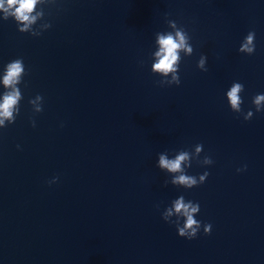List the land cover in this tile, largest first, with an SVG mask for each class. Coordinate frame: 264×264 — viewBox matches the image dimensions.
Returning <instances> with one entry per match:
<instances>
[{
    "label": "clouds",
    "instance_id": "clouds-1",
    "mask_svg": "<svg viewBox=\"0 0 264 264\" xmlns=\"http://www.w3.org/2000/svg\"><path fill=\"white\" fill-rule=\"evenodd\" d=\"M37 0H6L7 7H5V0H0V9H3L6 14H9L11 10V15L14 17L18 24H23V27L19 31L24 32L28 30L29 26L34 22L35 17H32L30 13L35 7ZM7 18V15L6 17ZM169 26L176 28L175 34L169 32L167 34H158V43L160 45V50L155 54L158 57V61L153 65V70L164 74L174 73L172 80L168 81L169 85L180 84V78L178 75V61L179 51L183 50L187 54L191 55L193 48L189 43V35L183 28H178L176 22L169 21ZM255 32L250 31L238 49L239 52L251 55L255 52ZM206 61L205 56H201L197 67L203 71H207L204 67ZM25 75V66L22 59H16L9 62L4 69L2 75V84L4 86L2 102H0V128L6 127L8 124L15 122L16 115L19 114L18 102L22 99V93L18 85L22 82V78ZM244 91V85L239 82H234L227 91V100L230 103L231 110L233 112H241V104L243 100L241 98V93ZM42 101L43 97L40 95L36 96V100H30V104H35L36 101ZM253 104L257 112L262 109L261 105L264 104V94H257L253 98ZM42 106H37L35 112H41ZM253 116L252 111H248L244 116L245 120L251 119ZM8 121V124H5ZM203 145L198 144L196 146V152L199 153ZM189 159V153L186 151H180L174 159H169L167 155H159V167L161 169H166L170 173H179L172 180L173 184H178L184 186L186 189H191L197 187L204 183L208 173L205 172L200 175L199 178L191 175L185 174L182 164ZM205 164H212L211 158L204 157ZM237 171H241L238 169ZM200 211V206L198 203L192 201H185L183 196L173 201L172 207L167 209L164 219L167 220L170 216H177L184 218V224L182 227L178 228V235L180 237L187 238L189 240L195 238L200 229L201 223L194 218V214ZM211 225H204V233L210 234Z\"/></svg>",
    "mask_w": 264,
    "mask_h": 264
}]
</instances>
